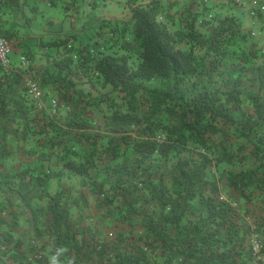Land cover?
Here are the masks:
<instances>
[{"label":"trees","instance_id":"trees-1","mask_svg":"<svg viewBox=\"0 0 264 264\" xmlns=\"http://www.w3.org/2000/svg\"><path fill=\"white\" fill-rule=\"evenodd\" d=\"M127 2L130 29L106 21L84 46L74 38L43 43L53 52L62 47L65 56L40 84L52 86L72 113L65 120H39L37 133L45 140L37 149H21L39 164L11 173L3 169L15 152L6 138L20 132L26 139L29 120L36 117L20 73L36 76L40 67L0 65V192L8 188L17 195L39 241L16 235L13 211L10 221L0 215V264H48L54 247L67 250L63 264H254L252 236L262 242L264 256V53L258 41L238 16L211 25L189 9L183 29L172 32L158 20L163 0ZM93 3L98 10L100 0ZM10 5L17 10L16 3ZM15 32L3 29L0 36L12 39ZM112 48L126 53L106 52ZM79 67L125 99V110L105 117L106 133L94 131L86 110L90 99L74 97L72 71ZM97 139H105L100 151L77 148L81 141L95 146ZM236 158L249 166L212 174ZM55 163L56 172L50 168ZM65 174L86 188L79 198L89 195L94 206L107 208L101 222L125 231L115 225L110 239L102 237L80 209L74 216L81 207L77 199L72 204L59 194L42 197L49 180ZM222 192L226 199H219ZM35 198L45 205H36ZM8 204L0 201V214Z\"/></svg>","mask_w":264,"mask_h":264},{"label":"rangeland","instance_id":"rangeland-1","mask_svg":"<svg viewBox=\"0 0 264 264\" xmlns=\"http://www.w3.org/2000/svg\"><path fill=\"white\" fill-rule=\"evenodd\" d=\"M149 1L150 0H138V2L144 4L148 3ZM64 2H67V0ZM100 3L101 6L97 8L98 10H93L91 7V5L94 4L93 0H79V3H77L75 7L76 12L71 11L70 14H67L68 16H65L64 19L67 25L63 28L70 29L69 31L72 34L65 32L63 33V35L65 34L63 37L69 36L68 39L74 38L75 42L78 41L80 42L81 46H84L91 41L90 35H94L95 29L99 27L102 29L104 27L102 25H104L106 21H111L113 23L112 25L116 24L118 29H130L132 23L130 21V10L127 0H100ZM163 3L165 5V9L164 12L158 16V20L167 25L169 30L172 32L183 29V19L187 15V11L189 9L194 13H198V15H200L211 25L215 24L217 20L223 18L226 15L238 16L241 20L243 30L248 33L250 39L258 41L257 47H259L261 52L264 53V0H163ZM28 20H31V18ZM26 22L27 19L26 21L22 19L20 23L27 24ZM28 22L29 23L25 26L27 29H25L24 32V42L20 41L19 39L12 40L15 42L16 53H23V55L27 56L34 69L40 67V70L35 77L36 80L41 83L42 78H44L43 75L47 74L51 70L53 66L52 63L64 56L63 48L60 47L59 52H44L43 45H40L37 40V33L42 34V32H37L36 27L32 28L31 21ZM204 25L206 26L207 23ZM211 25L209 27H211ZM205 26H198V30L205 34L208 33L209 31L207 29L205 30ZM41 37L45 38V36ZM180 47L182 49H186L188 48V44H182ZM106 52L116 54L126 53L125 50L121 48H112L110 50H106ZM73 58L76 59L74 54ZM39 60H41L40 63L35 64V61ZM129 61H132L131 58ZM89 66L87 64L88 69H90ZM42 70H44V72H42ZM72 76L74 87L73 90H76L74 97H79L81 93L84 97L90 99L91 101V104L88 105L86 110L89 111V118L94 125V131L106 133V128L104 126L105 117H108L114 111L121 112L125 110V99L121 97L120 93L113 91L111 86L103 85L100 79H96L94 73H85L79 67L76 73L72 71ZM40 85L43 91V96L40 103L32 100L34 108L31 109L30 115L36 117H33L29 120L26 139L21 138L20 132H18V135L11 134L6 138L7 146L15 151L14 155L7 159L5 165H3V169H5L7 172L11 173L22 171L27 167L33 168L39 164V161L35 156H32V154L28 155L23 153V150H21L25 148L30 150L34 148L37 149L38 146L41 145V143L45 140V134L37 133L38 130L36 128V124L39 120L45 118H60L65 120V118L72 113V109L69 108V111L67 108H65L67 106L64 105L67 104H65L58 95L51 96L55 94L50 93V89H53L52 86L48 85L47 87H43L42 84ZM52 97H56L58 102L57 106L59 111L56 115H52L49 110L50 99ZM101 97H105V99L100 101ZM111 102L113 103L112 105H110ZM64 110L69 112V114L63 113L62 111ZM91 143L89 142V145L88 143L81 141L78 143L77 148L79 151H82L84 147H95L100 151L105 145V139H97L95 146H92L93 143ZM241 144L242 142L238 141L235 146ZM239 162L240 161L238 158H236L235 163L232 165L222 163L219 170H217L215 167L213 168L212 174L217 177L220 171L225 172L229 169L236 170L242 167H248L250 164L249 161L243 163L242 165ZM52 163H54L53 160ZM50 166V168L56 172L59 169L60 164L55 163ZM65 176L66 179L61 178L62 180L51 178L45 190H42L44 193L42 197L49 193L59 194L62 196L61 199H77L76 201H78V204L81 207L76 208L74 206V216H77V211L80 209L84 222L86 224H96L98 226L97 228L102 233V237L110 239V237H112L116 231V229L113 227L115 225L118 229H124L125 231L123 225L111 224L106 221H104V223L101 222L102 215L107 213V208L94 206L92 204L94 199L90 198L89 195H85V198H79V192L85 190L86 188L84 189V186L81 185L79 178H68L66 174ZM61 187H65L64 192L57 193L60 191ZM226 196L227 193L222 192L219 195V199H226ZM0 201L5 203L10 201L11 203L10 206L8 204V209L0 214L4 220L10 221L12 219L10 211H13L15 215H17L16 219L18 222V227L16 230V235L26 242L37 244L39 241L34 237L35 231L33 229L32 222L30 221V212L27 209H24L22 204L19 203L17 195H15V193L8 188L4 189L2 192H0ZM76 201L73 200L72 204H74ZM33 202L36 205H45L43 198L40 200L35 198ZM39 225L40 226L38 227H44L41 223H39ZM99 225L101 227H99Z\"/></svg>","mask_w":264,"mask_h":264},{"label":"crops","instance_id":"crops-1","mask_svg":"<svg viewBox=\"0 0 264 264\" xmlns=\"http://www.w3.org/2000/svg\"><path fill=\"white\" fill-rule=\"evenodd\" d=\"M2 5L0 7V22L7 19L6 24L0 23V30L3 29H15L17 31L16 35L12 39L16 40L19 39L20 41L24 42L25 37V26L31 21L32 28L36 27L37 32L41 31L42 34L37 33V40L40 45L47 41H51L53 39H64L69 38L63 37V33L69 32L68 34H72L69 30L64 29L63 27L67 25L65 23V16L70 14L71 11H75V7L79 0H0ZM10 2L16 3L15 10L13 5H10ZM74 8V9H73ZM76 12V11H75ZM31 20H28L30 19ZM24 19L27 24H21L20 22ZM69 25V24H68ZM63 28V31H62ZM55 32V33H54ZM51 33V34H50ZM75 34V33H74ZM45 36V38L41 37ZM10 39L13 43V53H12V63L11 65L16 67L18 62V55L19 52L16 53L15 42ZM41 42V43H40ZM17 43V42H16ZM44 52H53L54 49L46 48L43 45ZM65 56V55H64ZM63 56V57H64ZM41 60L35 61V64L40 63ZM42 63V62H41ZM20 65V64H19ZM21 66V65H20ZM22 67V66H21ZM23 70V68H19ZM13 69H11L12 71ZM44 72V70H42ZM20 75H23L22 72ZM21 87V86H20ZM50 93H55L53 89H50ZM56 95L53 94L51 96Z\"/></svg>","mask_w":264,"mask_h":264},{"label":"built area","instance_id":"built-area-1","mask_svg":"<svg viewBox=\"0 0 264 264\" xmlns=\"http://www.w3.org/2000/svg\"><path fill=\"white\" fill-rule=\"evenodd\" d=\"M13 43L10 39L0 36V65L9 69L12 63V53H13ZM19 64L26 69L30 62L29 58L23 53L18 55ZM21 75V86L23 88V92L27 97L31 100L40 103L43 91L40 86V83L36 80L35 75L32 71L28 70ZM58 102L56 97H52L50 99L49 110L52 115H55L58 111ZM69 110V106L65 107ZM251 254L253 256L254 264L264 263V256L260 253V248L262 246V242L258 241L255 236L251 238Z\"/></svg>","mask_w":264,"mask_h":264},{"label":"clouds","instance_id":"clouds-1","mask_svg":"<svg viewBox=\"0 0 264 264\" xmlns=\"http://www.w3.org/2000/svg\"><path fill=\"white\" fill-rule=\"evenodd\" d=\"M66 251L64 247H54L50 249L48 264H63L62 258L65 256Z\"/></svg>","mask_w":264,"mask_h":264}]
</instances>
